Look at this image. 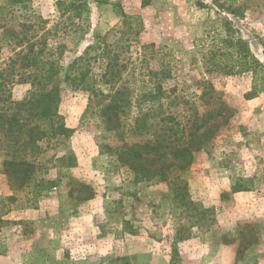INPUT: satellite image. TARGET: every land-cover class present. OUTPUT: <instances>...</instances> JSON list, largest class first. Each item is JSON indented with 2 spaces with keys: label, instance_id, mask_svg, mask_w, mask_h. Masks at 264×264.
<instances>
[{
  "label": "rangeland",
  "instance_id": "rangeland-1",
  "mask_svg": "<svg viewBox=\"0 0 264 264\" xmlns=\"http://www.w3.org/2000/svg\"><path fill=\"white\" fill-rule=\"evenodd\" d=\"M60 1L33 0L27 15L17 18L41 16L50 21L49 29L60 19ZM98 1L87 0L88 11L76 20L79 31L64 35L69 50L79 55L101 38L136 63L141 47L154 45L147 57L154 70L160 69L154 53H171L172 77L162 81L168 94L160 100L167 109L169 101L167 112L182 126L196 110L199 115L217 110L207 125L210 139L186 171H173L167 181L141 179L120 152L125 143L160 139L163 129L156 122L167 114L151 119V134L130 133L141 127L138 119L147 110L138 105L139 96L153 88L141 82L139 69L145 73L146 66L136 63L123 73L128 79L134 70L139 80L131 82V109L111 131L99 100L91 101L86 89L69 88L60 113L70 132L42 142L28 157L40 187L35 180L21 186L20 179L6 175L0 152V264H138V255H129L135 240L145 244L139 253L167 252L170 264H264V89L250 99L253 74L207 75L204 69L208 50L229 28L264 66V0ZM10 50L0 51V65ZM92 66L99 74L103 70L101 62ZM258 75L264 77V71ZM206 78L215 93L202 98ZM28 90L14 86L13 98L23 99ZM167 150L145 154L142 163L160 168L170 160Z\"/></svg>",
  "mask_w": 264,
  "mask_h": 264
},
{
  "label": "trees",
  "instance_id": "trees-1",
  "mask_svg": "<svg viewBox=\"0 0 264 264\" xmlns=\"http://www.w3.org/2000/svg\"><path fill=\"white\" fill-rule=\"evenodd\" d=\"M32 1L0 0V51L5 47L11 48L10 55L0 65V152L5 153V174L20 179L21 186L27 184L26 187H30L34 180L35 184L38 182V187L42 185V180L35 179V162L28 157L40 149L42 142L55 140L70 132L60 113V103L69 88L90 91L91 101L99 100V111L105 118L106 129H117L122 122L121 114L132 106L131 82L139 80L133 74L134 70L128 79L124 78L123 73L127 68H136V63L146 66L145 73L142 72L143 67L139 69L144 78L141 82H152L153 88L139 96L141 103L138 105H146L147 110L138 119L141 127H134L130 133L142 130L145 134H151L154 127L151 119L167 114L162 116L160 123L156 122L163 129V134H158L160 139L154 137L143 144L125 143L119 158L130 166L137 177L147 181L157 177L167 181L173 171H186L194 153L202 150L209 141L212 129L207 128V125L218 112L216 110L214 114V111H209L199 115L196 110L194 117L187 120L188 125L184 126L176 123L173 113L167 112L169 101L167 109L166 103L160 98L168 94L162 81L172 77L173 55L155 52L160 69L154 70L149 68L147 58L148 51H154V45L142 46L141 58H136L134 63L125 60L118 47L105 44L101 38L98 39L97 47L87 48L78 55V52L69 50L66 42L69 36L64 35L72 29L79 31L76 20H80L82 14L88 11L87 0L60 1V19L49 29L47 26L50 21L41 16H26L22 21L18 20L17 14H26ZM227 32L225 38L208 50L204 60L205 72L207 75L226 76L253 74L254 85L246 96L255 98L259 89H264V77L258 75L264 71V66L254 57L248 42L237 35V30L229 28ZM91 53L96 54L92 56ZM97 62L102 64L100 74L92 66ZM16 85L29 86L28 93L19 101L13 98L12 88ZM201 85L202 98L215 91L213 83L207 78ZM154 101L159 106L150 105ZM219 107L221 109L222 105ZM140 148L145 149V152ZM162 148L169 149L166 153L169 162L156 169L142 163L145 154L158 152Z\"/></svg>",
  "mask_w": 264,
  "mask_h": 264
},
{
  "label": "crops",
  "instance_id": "crops-1",
  "mask_svg": "<svg viewBox=\"0 0 264 264\" xmlns=\"http://www.w3.org/2000/svg\"><path fill=\"white\" fill-rule=\"evenodd\" d=\"M89 4L94 3V0H88ZM74 221L77 222V219H74ZM90 231L89 229H86V235L87 232ZM76 232H78L76 230ZM142 240H135L134 243L131 245L130 249L131 251L129 252V255H138V264H170V255L166 253H160V254H154L151 253L148 249L143 252L139 253V248H143V241ZM147 244V243H146ZM145 257H144V256ZM146 258V259H145Z\"/></svg>",
  "mask_w": 264,
  "mask_h": 264
}]
</instances>
